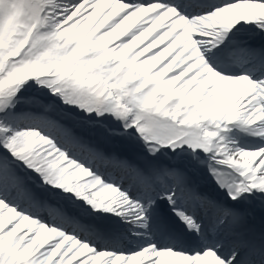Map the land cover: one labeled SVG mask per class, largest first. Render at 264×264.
Masks as SVG:
<instances>
[{"label":"snow or ice","instance_id":"6c2138e0","mask_svg":"<svg viewBox=\"0 0 264 264\" xmlns=\"http://www.w3.org/2000/svg\"><path fill=\"white\" fill-rule=\"evenodd\" d=\"M0 264H264V0H0Z\"/></svg>","mask_w":264,"mask_h":264}]
</instances>
